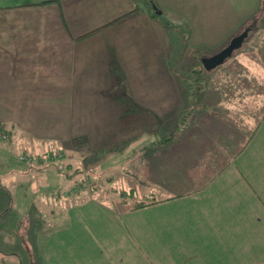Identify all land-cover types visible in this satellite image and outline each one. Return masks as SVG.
I'll return each instance as SVG.
<instances>
[{"label":"crops","instance_id":"1","mask_svg":"<svg viewBox=\"0 0 264 264\" xmlns=\"http://www.w3.org/2000/svg\"><path fill=\"white\" fill-rule=\"evenodd\" d=\"M137 5V0H0V108H10V123L37 124L34 114L38 109L32 103H41L49 93L90 92L97 76L115 77V83L107 84V91L103 83L96 86V92L105 91V96L100 95L104 100L107 95L119 99V88L114 86L117 76L127 77L120 79L119 87L126 96L122 101L128 116L133 120L141 116V121L148 123L147 131L136 134L131 130L122 141L114 138L112 143H126L125 151L137 149L127 154L125 166L134 180L133 184H124L128 195L139 190L143 199L158 201L124 212L115 211L112 202L104 199L79 202L82 204L67 209V226L50 233L45 262L264 264V112H256V103L248 108L252 100H264V83L255 85L260 88L257 93H244L245 86L237 85L231 91L236 85L230 89L229 85H210L206 79L201 98L195 102L191 94L187 97L175 69L159 67V57L166 56L160 54L166 42L160 36L165 29L157 24L160 18L152 17L148 9H140L116 21L138 9ZM261 22L257 20L252 29H264V20ZM126 23L134 24V28L119 30V25ZM151 27L157 32L155 36L147 35ZM233 27L239 30L236 36L246 32L244 41L252 40V30L244 29L245 22L239 20ZM111 30L112 37L108 34ZM99 32L108 35L99 36ZM230 43L227 41L222 48ZM242 45L238 54L243 50L249 62L264 71V55L259 58L246 54L247 49L264 54V34L256 37L253 45ZM229 57L222 63L226 64ZM165 74L173 77L170 88L163 85L165 78L158 79ZM77 77L84 82L79 89ZM139 78L150 82L142 86ZM164 90L171 91L177 103H165ZM230 92L235 97L226 99ZM85 102L78 104V120L68 116L63 123L80 125V133L92 140L83 125L102 118V111L92 100ZM183 106L191 110L184 120L174 115L167 118L170 111L160 114L156 110ZM42 113L55 118L51 110ZM106 113H112L114 123H119L117 119L123 115L115 108ZM172 133V140L161 141ZM100 147L106 149L103 144ZM2 202L3 223L9 207L7 200ZM28 227L27 223L25 237ZM6 250L0 240V252Z\"/></svg>","mask_w":264,"mask_h":264},{"label":"rangeland","instance_id":"2","mask_svg":"<svg viewBox=\"0 0 264 264\" xmlns=\"http://www.w3.org/2000/svg\"><path fill=\"white\" fill-rule=\"evenodd\" d=\"M137 4V11L148 9L152 15L155 10L157 18H160V23L157 22V24L160 28H165L160 33L162 42L166 39L164 49L160 47V54H166V56L159 57V67L175 69L177 78L186 89L187 97L190 95L191 87L187 83L188 74H191L193 67L199 66L204 68L205 80L208 79L210 85L224 84L229 85L230 89L236 85L231 91L235 90L237 85L239 88L245 86L244 93H257L260 90L255 85L264 83V75L259 74H264V71L258 70L259 67L253 61L249 62V57H245L243 50L241 54H238L241 46L233 50L226 64L222 63L211 71L204 65V61L202 63L200 61L207 55H214L217 51H221L227 41L234 39V35L239 30L233 25L239 20L242 23L245 22V30H252L250 33L253 37L252 40L246 42V39L242 43L243 48L247 44L253 45L255 38L264 34V29H252L250 25L256 24L257 20L259 23L264 20V0H137ZM79 9L77 7V10ZM4 16L8 18L9 15L4 14ZM121 25L119 30L134 28V24ZM155 33L157 32L151 27L147 35L155 36ZM108 34L112 37L114 31L111 30ZM108 34L99 32V36ZM246 54L252 57H256V54L259 58L264 55L249 49ZM117 78V85H114L117 89L119 88L116 92L119 96L117 100L113 95H107L105 100L100 97V95H106L105 91L109 85L115 83V77L97 76V84L90 85L92 90L90 92L85 89L49 93L41 103H32V106L38 109L34 114V118L38 120L37 124L10 123V108H0V208L3 205L2 199L7 200L6 207H9L4 213L5 216L3 215V223L0 222V240L7 249V253L14 252L8 257L11 260L10 264H46L47 257H44V251L51 238L50 233L67 226L70 218H66L65 213L68 208L70 211L72 209L70 207L79 202L104 199L112 202L115 211L124 212L136 200L143 199L139 190L134 197H130L125 191L127 187L124 186L125 182L134 183L133 176L127 172L129 169L125 165L127 154L137 149L130 147L125 151L126 143L123 145L119 143L118 146L112 141L114 138L116 141L123 139L122 137L132 133L131 130H134L136 134L144 129L147 131L148 123H143L141 116L135 117L134 120L129 116H119L117 119L119 123H114L112 113H106L113 112V108L120 113L127 112V107L122 101L126 100V96L123 95L124 93L121 94L123 90L119 87L120 79H127V77L117 76ZM150 78L152 79V76ZM161 78H165L163 85L166 88H170V85L174 83L173 77L169 74L161 75L158 79ZM128 79L137 83L132 77ZM148 82L150 79H138V83L142 86L148 85ZM99 83L105 84V91L101 94L95 91ZM83 84L82 77H77L76 89ZM150 85L155 84L150 83ZM261 90H263L261 93H264V88ZM162 92L167 97L165 103H177L176 99L174 100L170 95L171 91ZM2 94L0 93V97ZM42 94L47 96L46 93ZM234 94L230 92L225 97L226 99L235 97ZM86 100H92L95 106L100 105L102 111V118H97L95 123L83 125V130H87L92 138L87 142L92 146L90 148L86 144L81 147L79 144L81 138L74 136L81 135L80 125L63 123L68 116L78 120V104L86 103ZM252 103L248 105L249 109L256 103V112L260 111L261 114L264 112V100L260 101L257 98L252 100ZM45 109L51 110L55 118L52 119L43 114ZM156 110L160 114L170 111L167 118L174 115L180 120L188 118V112L191 111L188 106H183L181 109L167 107ZM174 110H176L175 113ZM40 119L45 123H41ZM123 129L125 130L122 131ZM51 136L55 137L51 138ZM102 144L107 148L105 150L110 151L103 159L100 147ZM109 145L115 146L109 147ZM58 165L62 167L61 171L56 168ZM66 173L71 177H68ZM79 184L80 188L77 191L72 188ZM126 199L127 202L124 203ZM27 223L29 230L25 237L24 227ZM15 253L19 255H14Z\"/></svg>","mask_w":264,"mask_h":264},{"label":"trees","instance_id":"3","mask_svg":"<svg viewBox=\"0 0 264 264\" xmlns=\"http://www.w3.org/2000/svg\"><path fill=\"white\" fill-rule=\"evenodd\" d=\"M138 9H135L133 11H130L128 12L127 14L119 17L116 21H120L122 20L123 18H127L131 15H133L134 13L137 12ZM152 17L154 18H157V13L155 12V10L153 11L152 13ZM251 26H253L254 24L251 23L250 24ZM188 85H190V94L191 96L196 100L195 102H198L201 98V93L202 91L205 89L206 85H207V80H205V71H204V68L203 67H193L192 70H191V75L190 77H188ZM128 117V111L126 112V114L123 113L122 117ZM12 134V132L10 133ZM79 138H81V140H79V144L81 145V147L84 146V144H86L87 147H92L91 145L87 144V142L90 140L89 137H84L83 134L81 135H74ZM1 138L4 139L3 136H1ZM174 138V133L168 135V136H164L162 137L161 141L164 142V143H167L169 142L170 140H172ZM114 147V146H113ZM107 149V148H106ZM110 151L108 150H103L101 153L103 155L102 159L109 153ZM56 168L61 171L62 170V167L60 165L56 166ZM66 175L68 177H71L70 175H68V173H66ZM73 189H75L76 191L80 188V184L76 187L75 186H72ZM3 190V189H2ZM130 193H132V191H130ZM124 195V194H123ZM126 195V194H125ZM131 196L134 197V194H131ZM130 196V197H131ZM158 200L156 199H153V200H149V199H141V200H136L132 205H131V208L132 209H139V208H142V207H146L148 205H151L155 202H157ZM9 255L10 254H7V253H3V252H0V264H10L11 263V260H9Z\"/></svg>","mask_w":264,"mask_h":264},{"label":"water","instance_id":"4","mask_svg":"<svg viewBox=\"0 0 264 264\" xmlns=\"http://www.w3.org/2000/svg\"><path fill=\"white\" fill-rule=\"evenodd\" d=\"M247 36V33H242L238 36H236L231 43L225 47L223 50L218 52L217 54L204 59V65L207 67V69H211L213 67H216L217 65L221 64L236 48L240 47Z\"/></svg>","mask_w":264,"mask_h":264},{"label":"built area","instance_id":"5","mask_svg":"<svg viewBox=\"0 0 264 264\" xmlns=\"http://www.w3.org/2000/svg\"><path fill=\"white\" fill-rule=\"evenodd\" d=\"M23 159H25V157H22Z\"/></svg>","mask_w":264,"mask_h":264}]
</instances>
